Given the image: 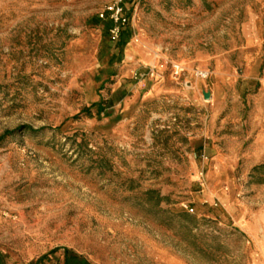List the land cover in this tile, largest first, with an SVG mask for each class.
<instances>
[{
	"label": "rangeland",
	"instance_id": "obj_1",
	"mask_svg": "<svg viewBox=\"0 0 264 264\" xmlns=\"http://www.w3.org/2000/svg\"><path fill=\"white\" fill-rule=\"evenodd\" d=\"M117 1L0 0V264H264V0Z\"/></svg>",
	"mask_w": 264,
	"mask_h": 264
},
{
	"label": "built area",
	"instance_id": "obj_2",
	"mask_svg": "<svg viewBox=\"0 0 264 264\" xmlns=\"http://www.w3.org/2000/svg\"><path fill=\"white\" fill-rule=\"evenodd\" d=\"M108 10H109L108 19L112 25L110 30H109V33H110L111 39L114 41V40H117L119 38V35L123 29V26L127 22V18H126V15L124 13V9H123L121 0H118ZM100 17L102 18L103 15H100ZM167 66H169L171 75L174 79L179 78L184 73V67H182V65H180L179 63H175V62L161 63L159 65V68L164 69ZM154 72H155V70H154V68H152L148 71V75L150 77H153ZM194 76L196 78H199V79H206L208 77V71L196 70V71H194Z\"/></svg>",
	"mask_w": 264,
	"mask_h": 264
},
{
	"label": "trees",
	"instance_id": "obj_3",
	"mask_svg": "<svg viewBox=\"0 0 264 264\" xmlns=\"http://www.w3.org/2000/svg\"><path fill=\"white\" fill-rule=\"evenodd\" d=\"M106 29L107 31L111 28V22L109 20H106ZM119 41L117 42V46L121 52L123 45L126 43V39L124 37H122V31L119 35ZM117 39V40H118ZM92 107H96L97 108V114H99L101 111L105 110V107H103L102 102L99 103H95L92 105ZM86 113H90V109H86L85 110ZM55 253V250L51 251L49 254H53ZM47 258V255H44L42 257H40L39 259H37L35 262H33L32 264H43V260H45ZM62 264H89V262H87L83 257L70 252L69 250H63V255H62Z\"/></svg>",
	"mask_w": 264,
	"mask_h": 264
},
{
	"label": "water",
	"instance_id": "obj_4",
	"mask_svg": "<svg viewBox=\"0 0 264 264\" xmlns=\"http://www.w3.org/2000/svg\"><path fill=\"white\" fill-rule=\"evenodd\" d=\"M203 98H204L205 100H208V99H209V94L204 93V94H203Z\"/></svg>",
	"mask_w": 264,
	"mask_h": 264
}]
</instances>
